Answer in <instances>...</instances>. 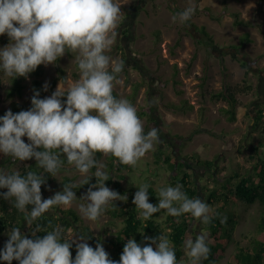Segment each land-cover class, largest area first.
Instances as JSON below:
<instances>
[{
    "label": "clouds",
    "instance_id": "1",
    "mask_svg": "<svg viewBox=\"0 0 264 264\" xmlns=\"http://www.w3.org/2000/svg\"><path fill=\"white\" fill-rule=\"evenodd\" d=\"M195 11L189 0L172 21L185 24ZM121 16L118 0H0V36L9 38L0 48V72L4 76L11 80L27 78L38 66L55 64L66 53L73 55L71 63L78 73L70 84L61 80L50 96L40 98V92L35 91L28 110L13 113L9 109L0 116V154L13 164L36 161V170L26 174L0 167V189H6L0 197L24 214L33 237L13 226L0 249V260L6 264L14 260L18 264H202L208 259L207 231L195 237L191 232L185 235L184 256L179 260L172 241L162 233L145 236L144 246L128 238L119 261H115L102 243L93 248L83 234L67 239L62 225L50 220L38 222L53 207L70 208L77 200L80 216L88 221H97L110 207L114 210L115 201L128 198L106 186L110 177L97 154L135 167L160 142L159 129L151 127L145 132L132 102L114 95L124 61L109 53ZM44 90H48L47 83ZM61 169L79 173V187L89 185L87 191L77 198L73 191L77 183H64L62 191L44 199L41 186L47 182L45 173L56 177ZM92 177L94 184H90ZM136 187L132 203L139 219L148 220L165 210L172 217L190 214L207 226L219 216L199 197L189 198L179 183L158 187L155 205L149 202L148 183ZM226 220L222 217L221 223ZM40 232L46 234L40 237ZM73 245L74 259L70 251Z\"/></svg>",
    "mask_w": 264,
    "mask_h": 264
},
{
    "label": "rangeland",
    "instance_id": "2",
    "mask_svg": "<svg viewBox=\"0 0 264 264\" xmlns=\"http://www.w3.org/2000/svg\"><path fill=\"white\" fill-rule=\"evenodd\" d=\"M191 2L196 6V11L189 21L181 24L179 21L173 22L172 16L187 6L189 0H118L122 16L109 54L122 59L124 69L114 92L137 108L145 132L151 127L159 129L160 142L132 170L123 171L129 180L124 185L128 199L115 201L114 204H129L138 190L136 186L143 183H148L149 189L156 192L160 186H175L166 156L185 163L186 168L181 172H189L202 190L203 186L218 188L223 182L211 181L208 176H212L213 170L194 162L197 159L216 162L217 177L236 183V175L254 173L252 167L257 161V151H264V147L258 145L263 140V127L260 125L254 129L252 125L253 116L257 115L256 111L264 101V0ZM234 13H239V20H244L246 24L236 26ZM202 27H206L214 42H210L200 32ZM8 43L7 35L0 36V48ZM72 60L73 55L70 53L61 58L69 84L78 78ZM243 62L246 67L242 65ZM43 66L44 85H48L47 97L56 90L60 81L54 85L58 78L55 64ZM0 78V116L9 109L13 112V104L16 102L31 107V97L35 92L32 72L27 78L22 77L24 94L14 98L8 97L14 79L4 76L2 72ZM174 81H179V85L176 86ZM251 83L254 86L252 92L239 94L241 105L237 121H228L223 112L228 104L225 101H213L211 95L221 91L227 84L235 86ZM135 87H139L137 93ZM177 90L184 93L180 95ZM185 100L188 105L194 106L193 109L174 112L166 108L168 103L183 104ZM22 139L28 142L27 137ZM190 155H194L191 160L188 159ZM107 158L103 156L100 161L109 174ZM26 164V161L13 164L8 157L0 154V167L19 171ZM66 178L73 179V183L77 184L82 179L74 170L61 169L51 186L49 198L63 190ZM109 188L115 190L114 186ZM86 191L84 189L76 194L77 198ZM79 203V200L75 201L70 208L78 211ZM228 209L237 214L239 223L234 241L220 264H227L230 255L239 252L240 248H254V241L262 234L260 225L264 220V205L238 200L231 203ZM168 217L164 210L158 220L164 222ZM83 220L91 227L97 239L95 243H87L95 248L96 243L100 242L111 255L113 249L109 241L113 235L107 232L114 234L120 231L124 227L123 220L115 218L111 210L95 222ZM201 231L209 233L205 225L194 219L191 234L195 237ZM76 234V231L70 229L69 239Z\"/></svg>",
    "mask_w": 264,
    "mask_h": 264
},
{
    "label": "trees",
    "instance_id": "3",
    "mask_svg": "<svg viewBox=\"0 0 264 264\" xmlns=\"http://www.w3.org/2000/svg\"><path fill=\"white\" fill-rule=\"evenodd\" d=\"M233 16L235 19V25L246 24L244 20H239V13H234ZM200 32L208 38L210 42H214L213 37L208 32L206 27H202ZM246 40H249L246 38ZM177 45V44H176ZM56 69L58 72V78L55 80L54 85L58 81L62 80V83L69 84L67 78V71L61 64V58L55 63ZM242 65L246 67V63L243 62ZM43 64L38 66V68L32 72L35 79L33 80L34 91L40 92V98L46 97V91L44 90V80L43 76L45 69H43ZM179 81H174V84L179 85ZM2 88V79L0 78V89ZM25 85L23 83L22 77H17L14 79L13 87L9 91L8 97L14 98L15 96H22L24 94ZM254 86L251 84L247 85H225L224 88L216 93L211 95L213 101H225L228 104V107L223 109L224 114L226 115L228 121L235 122L238 119V109L241 105L239 94L252 92ZM139 87H135L134 91L137 93ZM177 93L182 95L184 92L182 90H177ZM114 95L116 93L114 92ZM117 96V95H116ZM264 97V92H263ZM264 99V98H263ZM183 104L177 103H168L166 108L170 111L186 112L190 109H193V105H188L187 101H183ZM29 107L27 104H13V113H17L22 110H28ZM257 115L253 116L252 124L255 128H258L260 125L264 130V101L261 103L259 110L256 111ZM261 140L258 145L264 147V136H261ZM260 151V150H259ZM257 151V161L253 165L252 169L254 173H247L244 175L238 174L236 183H232V180H221L217 177L216 170L218 165L212 160H198L194 161L200 165L206 166L208 169L213 170L212 176H208L211 181H222V186L218 188H209L202 187V190L198 188V184L191 177L192 175L189 172H181L186 168L185 163L179 162V160L174 159L172 156H166V161L171 166L172 174L170 175L173 180V185L181 184L183 185V191L189 196V198L199 197L202 201L206 202L209 206L214 208L216 213H219L218 217H215L212 222L205 226L209 231V239L207 241L208 247L210 248V254L207 260H203V264H220L221 260L225 257L227 249L234 241V234L237 230L239 218L237 214L228 209L229 205L238 200L243 201L247 204H254L259 202V204L264 205V151L263 153ZM192 156V157H191ZM194 155L188 156V159H192ZM97 160L103 158L102 154H97ZM10 159V158H9ZM107 167L109 172V180L105 181L107 187L114 186L115 191L121 195H126L127 190L124 188V185L128 183V176L123 173L124 170H132L131 166L122 165L115 161L114 157L108 156L107 158ZM190 159V160H191ZM196 160V159H195ZM28 165H24L21 170L22 174H26L29 170H36V161L34 159L26 161ZM180 168V170H179ZM94 172L95 169H92ZM179 171V172H178ZM46 184L41 186V193L44 199L49 198V193L51 190L52 184L56 181V177H52L50 174L45 173ZM181 177V180H178ZM233 177V176H232ZM233 177V179H235ZM218 179V180H217ZM73 179L66 178L63 181L64 183H73ZM96 183L95 177H92L90 184ZM73 189L76 194H80L84 189L87 190L89 185H83ZM6 189H0V192H4ZM204 197H202L203 195ZM149 195L151 198V203L154 205L158 203L157 192L154 189H149ZM134 198V195H133ZM132 198V200H133ZM116 207L114 210L110 208L115 218L122 219L124 222V227L116 233H109L113 236L111 237L109 243L112 246L113 253L109 257L115 261H119L120 255L123 251L124 244L128 238H133L137 243L144 246V237H156L160 234H166L169 239L172 241L175 250L177 259H181L184 255L182 250L183 239L187 233L191 231L192 223L194 218L190 214H184L180 217L169 216L164 222L158 220L159 216L164 210H161L158 213H155L150 219L143 220L138 218V213L135 205L132 201L127 205L115 204ZM32 206H28L31 210ZM53 213H46L44 217L41 218L39 223L46 224L47 221H52L53 224H60L65 228V238L69 239L68 232L70 229H73L77 234H83L88 237L89 242L95 243L97 241L92 229L90 226L85 224L84 220L80 216L79 212L74 208H64V207H53ZM0 213H3L0 216V234L5 232L8 228L13 226H19L22 234H28L29 238L31 237V229L28 232L25 231V224L23 217L24 214L18 212L9 201L4 200L0 197ZM226 217V223H221V218ZM35 225H33L34 227ZM262 234L261 236L254 241V248H240L239 252L230 255L231 257L228 260L227 264H264V220L261 223ZM46 233L40 232L37 235L42 237ZM5 244V243H4ZM4 244L0 249H3ZM72 257L74 259L76 254L75 245L70 249ZM0 264H6V262L0 260ZM12 264H18L17 261H13Z\"/></svg>",
    "mask_w": 264,
    "mask_h": 264
},
{
    "label": "crops",
    "instance_id": "4",
    "mask_svg": "<svg viewBox=\"0 0 264 264\" xmlns=\"http://www.w3.org/2000/svg\"><path fill=\"white\" fill-rule=\"evenodd\" d=\"M30 228L27 227V224H25V231L28 232ZM10 231V228H8L5 232H3L2 234H0V248L2 247V245L7 241L8 236H7V232Z\"/></svg>",
    "mask_w": 264,
    "mask_h": 264
}]
</instances>
